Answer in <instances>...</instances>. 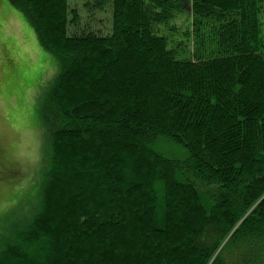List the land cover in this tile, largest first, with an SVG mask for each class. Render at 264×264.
Segmentation results:
<instances>
[{
  "label": "trees",
  "instance_id": "obj_1",
  "mask_svg": "<svg viewBox=\"0 0 264 264\" xmlns=\"http://www.w3.org/2000/svg\"><path fill=\"white\" fill-rule=\"evenodd\" d=\"M105 1H0L58 68L0 264H264V0Z\"/></svg>",
  "mask_w": 264,
  "mask_h": 264
},
{
  "label": "rangeland",
  "instance_id": "obj_2",
  "mask_svg": "<svg viewBox=\"0 0 264 264\" xmlns=\"http://www.w3.org/2000/svg\"><path fill=\"white\" fill-rule=\"evenodd\" d=\"M70 0L86 16L108 20V3ZM6 9L8 13H6ZM186 10L188 7L185 8ZM186 13L178 16L184 17ZM102 23H100L101 25ZM105 24V23H104ZM108 24V23H107ZM15 18L5 2L0 9V250L25 225L39 201L42 176L47 170V133L42 127L44 95L58 75L55 57L45 52Z\"/></svg>",
  "mask_w": 264,
  "mask_h": 264
},
{
  "label": "crops",
  "instance_id": "obj_3",
  "mask_svg": "<svg viewBox=\"0 0 264 264\" xmlns=\"http://www.w3.org/2000/svg\"><path fill=\"white\" fill-rule=\"evenodd\" d=\"M1 1V0H0ZM15 15V14H14ZM26 28V27H25Z\"/></svg>",
  "mask_w": 264,
  "mask_h": 264
}]
</instances>
